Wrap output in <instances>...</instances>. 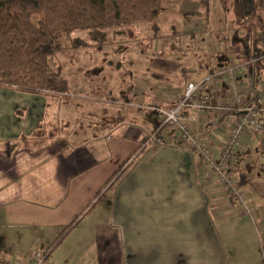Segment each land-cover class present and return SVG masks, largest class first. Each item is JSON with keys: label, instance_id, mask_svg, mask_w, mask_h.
Instances as JSON below:
<instances>
[{"label": "crops", "instance_id": "crops-1", "mask_svg": "<svg viewBox=\"0 0 264 264\" xmlns=\"http://www.w3.org/2000/svg\"><path fill=\"white\" fill-rule=\"evenodd\" d=\"M203 55L197 71L176 63L160 72L134 52L93 74L78 69L65 78L61 68L71 92L60 102L0 87L1 263L30 264L41 251L48 264H264V140L246 137L237 155L245 206L207 191L201 151L141 147L157 125L151 106L176 105L191 78L227 66ZM118 73L130 83L122 86ZM188 114L203 150L221 146L240 118Z\"/></svg>", "mask_w": 264, "mask_h": 264}, {"label": "trees", "instance_id": "trees-1", "mask_svg": "<svg viewBox=\"0 0 264 264\" xmlns=\"http://www.w3.org/2000/svg\"><path fill=\"white\" fill-rule=\"evenodd\" d=\"M197 1L206 11L210 10V0ZM235 1L240 12L249 3L257 11L264 10V0ZM221 4L228 25L231 2L221 0ZM165 10L166 0H0V87L44 94L55 102L66 100L71 89L54 66L57 53L113 47L111 34L125 35L127 29L140 24L153 25L154 35L150 39L153 41L159 35V26L155 23ZM246 16L242 15L241 19L245 20ZM256 44L254 56H249L238 52V46L232 40L235 54L243 56L244 61L256 58L261 62L264 59V46ZM130 91L131 87H128L125 92ZM147 140L148 137L141 147L149 151L145 146ZM136 159L112 177L111 185ZM70 232L69 228L62 231L51 247L61 244ZM44 254L47 258V253Z\"/></svg>", "mask_w": 264, "mask_h": 264}, {"label": "rangeland", "instance_id": "rangeland-1", "mask_svg": "<svg viewBox=\"0 0 264 264\" xmlns=\"http://www.w3.org/2000/svg\"><path fill=\"white\" fill-rule=\"evenodd\" d=\"M194 1L197 2V0ZM189 2L190 0H166L167 14L162 15L155 23L160 30L158 40L152 46H150V39L154 35L153 25H135L127 29L125 35L112 36L111 34L110 37L115 44L113 47H105L106 49L103 50L85 49L57 53L54 66L59 71L64 68L62 74L65 78L68 72H73V74L77 75L78 69L87 70L90 74H93L99 70L96 71L97 68L105 67L104 64L108 61L117 62L118 60H124V57L128 56V63L131 60L130 54L134 52L137 53L139 58L145 55V58L152 62L146 65L150 68L155 65V68L160 72L164 70L163 67L165 65L172 64L177 66L178 63H182L184 66L197 71L204 67L203 53L208 56L215 55L214 61L222 60L227 66L236 64L235 60L230 59V53L235 52L231 47L232 40L233 44L234 41L236 42L238 52H245L250 54L249 56H254L253 47L257 41L256 45L258 47L264 46V10L257 11L254 9L253 4L249 3L245 6V10L240 12L238 10L239 4L235 0H230L231 8L228 14L229 24L227 25L228 17L226 19L221 0H210L209 16H207L206 9L200 2H198L200 7H196L197 9H185ZM180 4H183L184 10H181ZM242 15H247L245 20L241 19ZM172 24L176 30L170 28ZM201 29L206 30V34L199 35L201 34ZM170 43L175 46L174 50H176L172 53L170 52L171 54L167 50ZM125 47H130V49L125 51L123 49ZM260 70V66L257 65L255 71L261 74ZM123 74L118 73V81H121L122 86H126L130 81L125 76V73ZM190 80V82L196 81L193 78ZM121 85L119 88H121ZM242 192L249 199L248 194L245 191Z\"/></svg>", "mask_w": 264, "mask_h": 264}, {"label": "built area", "instance_id": "built-area-1", "mask_svg": "<svg viewBox=\"0 0 264 264\" xmlns=\"http://www.w3.org/2000/svg\"><path fill=\"white\" fill-rule=\"evenodd\" d=\"M230 58L237 64L216 69L200 80L188 83L182 99L174 107H150L159 126L150 133L145 146L181 145L191 151H201L203 162L200 172L207 191L235 199L245 206L247 196L240 190L233 170L246 137L264 140V80L258 79L260 72L255 71L257 65L260 66L264 77V59L261 62L256 58L244 61L243 56L234 53ZM224 90L229 91V96ZM190 111L206 112L219 119L234 114L240 118L221 146L203 150L195 137L194 119L188 114ZM30 264H48L46 255L36 252Z\"/></svg>", "mask_w": 264, "mask_h": 264}]
</instances>
